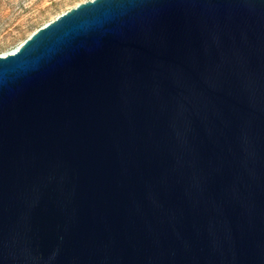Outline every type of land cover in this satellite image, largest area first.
Here are the masks:
<instances>
[{
	"label": "water",
	"instance_id": "95a60500",
	"mask_svg": "<svg viewBox=\"0 0 264 264\" xmlns=\"http://www.w3.org/2000/svg\"><path fill=\"white\" fill-rule=\"evenodd\" d=\"M0 264H264V0H88L1 54Z\"/></svg>",
	"mask_w": 264,
	"mask_h": 264
},
{
	"label": "rangeland",
	"instance_id": "374dc122",
	"mask_svg": "<svg viewBox=\"0 0 264 264\" xmlns=\"http://www.w3.org/2000/svg\"><path fill=\"white\" fill-rule=\"evenodd\" d=\"M88 0H0V55L13 50L32 32Z\"/></svg>",
	"mask_w": 264,
	"mask_h": 264
}]
</instances>
